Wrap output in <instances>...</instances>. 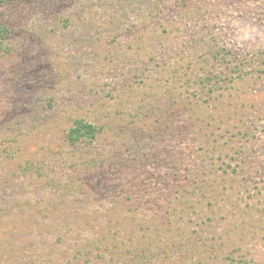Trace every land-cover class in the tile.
Segmentation results:
<instances>
[{
  "label": "rangeland",
  "instance_id": "obj_1",
  "mask_svg": "<svg viewBox=\"0 0 264 264\" xmlns=\"http://www.w3.org/2000/svg\"><path fill=\"white\" fill-rule=\"evenodd\" d=\"M9 5H0L16 23V48L0 54V264H264V0ZM222 48L233 51L231 70L261 67V77L231 79L226 60L217 66ZM199 60L222 78L205 89L223 94L209 109L225 114L213 132L190 127L205 108L189 104L205 101L195 95ZM80 118L100 132L72 145L67 130ZM128 196L162 204L149 216L168 244L144 262L131 263L136 240L121 255L151 205L135 209ZM105 235L121 246L96 242Z\"/></svg>",
  "mask_w": 264,
  "mask_h": 264
},
{
  "label": "trees",
  "instance_id": "obj_2",
  "mask_svg": "<svg viewBox=\"0 0 264 264\" xmlns=\"http://www.w3.org/2000/svg\"><path fill=\"white\" fill-rule=\"evenodd\" d=\"M10 1H12V0H0V5L6 4V5H8V7H10V5H9ZM8 7H6L5 9H7ZM4 11H6V10L0 11V18L2 17L1 18L2 20L0 19V54H2V55L9 54L12 51H14V48H16V46L14 47L11 44L16 38V34L13 32V29H14L13 25H15L16 23H15V21H10V20H7L4 22L3 20L6 19ZM11 40H12V42H11ZM225 52H226V54H224ZM232 52H233L232 50H230V49L226 50V48L219 49L215 53L217 66H219L218 63L219 62L221 63L222 59L227 61L226 55H230V54H232ZM238 55H242L240 53V51L234 53V59H236V58L240 59V56H238ZM222 62H224V61H222ZM230 62L231 61L228 60L227 62H224V63H225V65H227L226 67L230 68V70H231L230 66H232V62L231 63ZM208 63L209 62L207 60H201V61L199 60V61L195 62V65H193L195 68L202 66V69L204 70L201 73L199 72L200 76H199L198 81L196 83L197 87L202 88V91L200 89L198 96H197V94H195V95H196V97H199L200 101H202V100H205V101H204V103H199L198 101L195 102L194 100H191L189 102V104L191 105L190 108L193 109L194 107L200 106L201 104H204L205 108L201 111L202 113L199 116L200 119L199 120L196 119V121H194L190 127L199 128L202 130L204 128L211 129V131L213 132V127L215 125L218 126V124H217L218 121L225 120V114H223V112H221V114H219L221 116H218V118H219V120H218L217 117L213 118V116H215V115L212 112H210V110H209L212 105L216 106L218 104V101L223 102L222 101L223 94L220 93V94H218V96L215 97L214 93L217 91V89L215 87L209 88V92H207V90H205L206 86L213 85V83H218V85H219V83L222 82L221 81L222 78L219 74L217 76L216 75L212 76L210 74V72H212V67H211L212 63L211 64H208ZM206 65L209 68H207ZM222 65H224V64L222 63ZM212 66H214V65H212ZM247 69H249V68H247L246 66L245 67L242 66L240 63H239V66L234 65L233 70H231V76H230L231 79L232 78L234 79L236 76H239V77H243L244 80H246L249 78V76L251 74L253 75L255 73H257L256 75L258 76L255 79H259V77H261V74L263 72V71H261V69H262L261 67H259L256 70H251V69L247 70ZM250 79H251V76H250L249 80ZM257 82L258 81H256V83ZM247 94H248V92L246 90H244L242 92L241 97H243V99H246ZM231 102H229V103H231ZM239 108L244 109V104H243V107H242V105H239V104L235 105L234 110L237 109L236 112H238V111H240ZM195 111H197V110H195ZM238 126H239V124H238ZM99 132H100V128L96 124H94L90 121H87L83 118H80V119H76L74 121V124L67 130V140L72 145H76V144H78L80 142H84V141L93 142L97 138ZM189 133L195 134V132L192 130L189 131ZM188 146L191 148V143H189ZM189 154H190V152H189ZM152 198H153V196L150 199H152ZM127 199H128V201L131 200L132 203H135L134 204L135 209L139 208L138 204H140V203H145L147 205H149L151 203V205H149V211L146 214L145 218L139 220V222H136V225L137 224L138 225H146V227L142 226L145 228V229H143L144 231H141V233L139 231V233H138L133 228L130 231L125 232L126 236H128V239H122V250L123 249L126 250L127 253H121V255H123V257H125L126 259H128L130 254L132 256V254L134 252L131 251L132 249L131 250L129 249L130 244H129L128 240L129 241L136 240V244H137V242L139 243V245L137 246L139 254L136 255L134 253L133 258L131 259V263H132V260L133 261L135 260V262H139V261L144 262V260L147 261L146 258H149V260H150V258H152V254H153L154 249H156L157 247H162L163 245L168 244V242H165V239H162L167 230H165L163 228L162 224H159L161 220L153 219V218H150V216H149L150 210L154 213L155 210H152V209H155L156 206H161L162 204L160 202L159 197H156L155 199L153 198V200H150V201L149 200H143V198H142L141 202H140V197L132 199L131 196H128ZM124 202H125V199H124ZM185 205H187V204H185ZM138 210H140V209H138ZM170 211H173V210H170V209L167 210L166 213L169 214V216L164 218L162 223H166L167 225H171L174 223L173 221H175V220H173V215H171ZM153 215L155 216V214H151V217H154ZM183 216H184L183 213H181V216H179V218L183 217ZM168 231H170V230H168ZM117 235L118 234L115 233L113 235V237L117 236ZM129 237H131V238H129ZM99 241H100V243L108 244L107 248L109 249V251H112L114 247H120L121 246V244H116V243L112 244L111 241L108 239V236H106V235L104 238H100L96 242L99 243ZM183 241L184 240H181V239L175 240V241L173 240L172 244L174 247L178 246L180 248L182 246ZM160 250L164 251L165 249L160 248ZM233 262H234V260L232 259V264H233ZM79 264H81V263H79ZM241 264H242V262H241Z\"/></svg>",
  "mask_w": 264,
  "mask_h": 264
}]
</instances>
